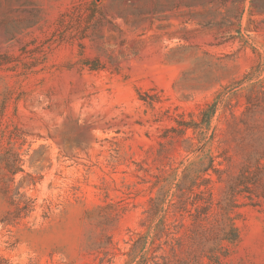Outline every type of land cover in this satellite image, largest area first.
Here are the masks:
<instances>
[{
  "label": "rangeland",
  "instance_id": "374dc122",
  "mask_svg": "<svg viewBox=\"0 0 264 264\" xmlns=\"http://www.w3.org/2000/svg\"><path fill=\"white\" fill-rule=\"evenodd\" d=\"M0 264H264V0H0Z\"/></svg>",
  "mask_w": 264,
  "mask_h": 264
},
{
  "label": "trees",
  "instance_id": "16d2710c",
  "mask_svg": "<svg viewBox=\"0 0 264 264\" xmlns=\"http://www.w3.org/2000/svg\"><path fill=\"white\" fill-rule=\"evenodd\" d=\"M216 111H217V104H212L210 106H208V108L202 112V120H201V123H197L195 121H191V122H178V125H179V129L176 128L178 132V134H182L184 133L183 131H186L188 129H203V125H207L208 127L210 126V123L213 119V117L215 116L216 114ZM18 161H21L20 158ZM213 163H214V160H211V166L210 168H213ZM7 169L9 171V173H11L12 176H15L18 172L22 171V168L20 166H18V164H15L14 162H8L7 164ZM12 179H10L9 181H11ZM3 191L4 193L7 195L9 194V183L6 182L3 184ZM166 198L168 197V195L165 196ZM186 192L184 194H182V196H178V203L181 204H185L186 205ZM181 198V200H180ZM159 201V204H157V209H159V206H160V201L161 200H158ZM170 202V200L168 201ZM165 203V199H163V204ZM10 205L11 206H14L16 207V212H17V218H20L22 213H28L30 212L32 209V205L30 204V202H24V205H21L19 203H16V201L12 198V196H10ZM205 207V206H203ZM184 210H186V208H184ZM206 210H208V205L206 206ZM158 213V210H156L155 214ZM7 220V218H6ZM231 238L228 240L229 242H232V243H235V242H238L239 240V233H238V230L237 228L232 225L231 226ZM144 246L146 247L147 249V246H148V242H145Z\"/></svg>",
  "mask_w": 264,
  "mask_h": 264
}]
</instances>
